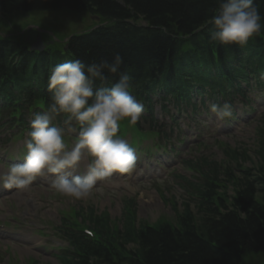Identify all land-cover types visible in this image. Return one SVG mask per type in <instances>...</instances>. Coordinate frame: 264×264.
Returning a JSON list of instances; mask_svg holds the SVG:
<instances>
[{"label":"trees","instance_id":"obj_1","mask_svg":"<svg viewBox=\"0 0 264 264\" xmlns=\"http://www.w3.org/2000/svg\"><path fill=\"white\" fill-rule=\"evenodd\" d=\"M58 8L86 11L109 21L105 29L68 41L65 56L83 71L78 86H85L86 80L91 90L102 82L147 85L152 90V83L167 85L171 68L182 73L195 65L208 75L215 50L219 69L240 51L243 58L247 52L264 51V45H258L264 44V0H0L3 16L14 9ZM139 23L145 27L135 25ZM0 45H4L0 46L4 86L7 80L23 82L34 72L33 63L43 60L21 44ZM13 56L19 58L16 66ZM53 56L59 58L58 53ZM149 80L150 85L144 82ZM42 95L33 103L31 98L25 102L46 106ZM260 126L255 151L262 162L259 176L251 181L248 171L238 177L227 173L234 191L231 199L219 195L209 183L196 188L201 199L195 210L185 204L181 213L175 212L172 224L136 225L134 214L129 213L123 228L116 231L108 226L107 215H91L95 238L77 233L73 252L63 256L61 264H246L249 252L264 254V117ZM212 171V178L219 180L222 172Z\"/></svg>","mask_w":264,"mask_h":264},{"label":"rangeland","instance_id":"obj_2","mask_svg":"<svg viewBox=\"0 0 264 264\" xmlns=\"http://www.w3.org/2000/svg\"><path fill=\"white\" fill-rule=\"evenodd\" d=\"M92 25V19L84 13H31L13 19L0 18V38L25 39L24 34L21 33L23 26L25 30L34 27L32 28L33 33H35L33 30L38 29L44 42L51 40L64 42L73 33L86 31ZM155 107L156 116L163 119L158 105L156 104ZM171 111L173 112V109ZM212 120L210 118L209 121ZM209 121L205 122V128L208 130L205 134H201V139L197 137L190 140L191 145L188 144L184 147L180 144L176 147L180 150L177 157L173 159L170 156L166 157L168 164L170 162L172 164L169 167H164L168 170L160 177H165L164 180L148 185H138L129 188L125 193L118 192L110 180L101 181L94 186L85 188L67 186L64 191L51 188L43 190L37 184L30 189L12 192L11 195L0 198V235L9 233L0 237V264H59L57 249L63 246V243L60 238L55 236L54 228L58 225L61 215H67L72 220L75 219V223L85 222L81 225L88 226L87 221L91 213L94 216H101L105 213L110 220L108 226L111 229H120L125 216V206L131 199L135 201L134 210L138 224L145 222L148 225H154L163 219L173 221L176 216L175 210L178 213L182 212V203L187 201V196L177 176L197 182L194 170L186 166L184 162L191 161L192 164H195L198 163L199 157H208L216 162H222L227 160L225 155L232 149L243 157L245 156L240 161L243 168H250L254 173H257L260 162L255 159L254 155L255 124L249 122L237 127L231 133L219 130V134H215V127H212ZM182 127L184 128L180 125L178 129L176 125L171 128L166 125L164 131L168 133L170 131V135L173 133L171 137L174 138L182 135V133L180 134ZM193 127L195 128L197 125H193ZM194 132L195 134L189 135L187 139L199 133L195 130ZM5 137L6 134L2 135L1 139L3 140ZM19 141H24V139ZM217 142L227 144L228 148H226L225 154L219 149ZM21 143L14 144L13 151H19ZM145 143L146 141L143 144ZM3 144L4 141L0 145ZM227 162L232 163L230 160ZM226 188L227 199H229L232 195V188L229 184L226 185ZM20 238L25 240H20ZM36 241H41L39 248ZM263 262L264 254L251 252L246 254V264H262Z\"/></svg>","mask_w":264,"mask_h":264}]
</instances>
